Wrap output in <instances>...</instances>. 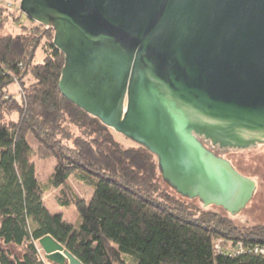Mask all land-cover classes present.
Returning a JSON list of instances; mask_svg holds the SVG:
<instances>
[{"label":"water","instance_id":"1","mask_svg":"<svg viewBox=\"0 0 264 264\" xmlns=\"http://www.w3.org/2000/svg\"><path fill=\"white\" fill-rule=\"evenodd\" d=\"M65 57L71 104L154 154L162 180L234 215L256 181L204 148L264 144V0H20ZM52 264H82L50 236Z\"/></svg>","mask_w":264,"mask_h":264},{"label":"trees","instance_id":"2","mask_svg":"<svg viewBox=\"0 0 264 264\" xmlns=\"http://www.w3.org/2000/svg\"><path fill=\"white\" fill-rule=\"evenodd\" d=\"M14 12L0 5V264H52L41 257L45 236L82 264H264L261 257L213 251L221 239L264 244V226L239 227L214 212L194 217L160 191L154 154L141 145L121 148L110 128L61 95L65 57L52 45L53 30L32 23L15 35L3 32ZM40 46L45 57L34 64ZM28 75L33 83L26 87ZM14 82L19 100L6 91ZM33 155L52 159L53 188H64L73 174L94 188L88 202L68 191L59 201L76 208L78 227L45 207Z\"/></svg>","mask_w":264,"mask_h":264},{"label":"rangeland","instance_id":"3","mask_svg":"<svg viewBox=\"0 0 264 264\" xmlns=\"http://www.w3.org/2000/svg\"><path fill=\"white\" fill-rule=\"evenodd\" d=\"M9 8L11 11H15V8L19 9V2L13 3ZM6 1H0V5L6 7ZM17 4V5H16ZM17 17V20H15ZM34 22L30 21L22 12H14L12 16L5 18L4 33L7 34H17L22 31L20 29L22 26L28 29L33 27ZM46 38L42 39V44L46 41ZM45 57L44 49L40 46L34 58V64H42ZM24 86L29 87L33 83V79L28 75L24 78ZM9 95L14 96L17 100L20 99V87L18 83H12L8 85L6 89ZM74 135L79 133L75 129L71 128ZM114 140L120 145L121 148H136L138 144L134 141L124 137L122 134L110 130ZM202 145L205 149L212 152L216 156H219L232 165V167L237 171L238 174L246 176L256 181V188L253 193V197L248 205L238 212L237 214H228L225 210L216 206H209L207 208L202 207V201L197 198H187L180 196L174 189H172L168 184H166L162 178L160 172H157V182L160 191L168 194L175 200L183 202L188 205L189 208L194 213V217H199L200 211L214 212L224 217L229 218L236 226L246 227L262 225L264 226V144H257L255 146L246 149H233L225 148L222 149L218 146H213L208 141H202ZM31 161L35 164V170L39 184L42 187L44 197L43 202L45 207L52 215H61L62 219L74 227H78L81 223V218L74 206H62L59 201H64L67 191L75 198L83 199L88 202L91 198L94 188L92 186H87L81 180L73 174L66 181L65 187L53 188L51 185V178L53 172V163L50 158H41L38 155H33ZM64 192V193H63ZM223 246V245H222ZM232 244L229 243L225 246V249L231 250ZM11 253L14 255L20 254V249L11 248ZM41 257L44 261V253L40 249ZM50 264V263H46Z\"/></svg>","mask_w":264,"mask_h":264},{"label":"built area","instance_id":"4","mask_svg":"<svg viewBox=\"0 0 264 264\" xmlns=\"http://www.w3.org/2000/svg\"><path fill=\"white\" fill-rule=\"evenodd\" d=\"M11 6V2L7 0L6 7L10 8ZM229 243H231L233 247L231 250L225 249V246ZM212 249L217 254H222L230 257L239 255H249L261 257L264 259V244H243L242 242H232L221 239L213 243Z\"/></svg>","mask_w":264,"mask_h":264}]
</instances>
